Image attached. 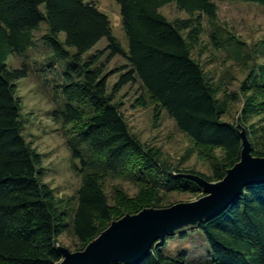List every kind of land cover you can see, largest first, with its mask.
Listing matches in <instances>:
<instances>
[{"label": "trees", "instance_id": "1", "mask_svg": "<svg viewBox=\"0 0 264 264\" xmlns=\"http://www.w3.org/2000/svg\"><path fill=\"white\" fill-rule=\"evenodd\" d=\"M113 1L121 8L127 51L95 0H0V264H58L62 260L58 239L63 234L73 235L79 243L77 250H82L112 220L161 206L159 191L203 193L191 176L211 182L223 179L227 169L240 160L239 127L245 129L252 155L264 157L263 72L253 69L248 74L242 84L245 101L238 123L231 124L222 120L228 103L218 97L221 89L191 56L202 33L201 16L216 18L214 1ZM238 1L264 6V0ZM171 2L197 16L169 21L159 9ZM41 24L47 26L43 43L55 57L68 60L60 84L65 101L54 116L68 127V146L83 176L72 208L60 206L43 181L42 155L22 135L16 91L29 68L26 64L12 68L7 63L11 55H22L34 45V32ZM102 39L107 40L109 57L122 55L129 64L112 88L99 63L102 52L85 56ZM135 82L201 150H221L222 161L211 176L174 169L130 131L115 95ZM258 116L260 123L252 122ZM107 176L148 188H142L136 198L118 196L121 209L110 204L102 189ZM184 227L202 232L209 246L206 261L168 252L167 242L179 228L136 262L116 264H264V182L246 186L224 210ZM179 234L187 235L185 231Z\"/></svg>", "mask_w": 264, "mask_h": 264}, {"label": "rangeland", "instance_id": "2", "mask_svg": "<svg viewBox=\"0 0 264 264\" xmlns=\"http://www.w3.org/2000/svg\"><path fill=\"white\" fill-rule=\"evenodd\" d=\"M213 1L217 7L216 18L210 20L205 15L201 16L202 33L197 45L191 49V56L200 64L212 83L221 89L218 97L228 103L227 113L222 120L237 124L245 101L242 84L253 69L255 73L264 74V6L238 0ZM95 3L108 15L113 34L127 51L128 43L120 6L113 0H95ZM159 12L169 21L197 16L189 15L172 2L162 6ZM186 32L183 30L181 33L185 36ZM46 33L47 26L41 24L40 29L34 32V45L22 55H11L7 63L12 68H20L24 64L29 68L28 76L17 82L16 91L21 101L22 135L42 155V166L45 168L43 181L52 188L60 206L72 208L76 204L83 176L77 171L80 162L73 159L68 146V127L54 116V110L63 106L65 101L60 92V84L61 74L68 60L55 57L52 50L43 43L42 38ZM63 39L64 34L61 33L60 40ZM106 45L107 40L102 39L85 56L96 53V50L102 52L99 63L108 74L109 88H112L119 76L129 70V64L122 55L109 57ZM68 50L73 52L72 49ZM115 99L130 131L146 147L155 150L161 161L174 169L193 170L211 176L216 164L222 161L220 149L201 150L180 131L165 109L150 100L139 82L123 86L116 93ZM260 119L261 116L255 117L252 122L259 124ZM238 129L245 131L243 127ZM101 186L110 204L121 209L123 202L118 196L136 198L141 189L146 187L113 176L104 178ZM159 196L162 198L159 204L161 206L149 208L163 209L177 203L196 201L204 193L196 195L159 191ZM127 214L130 213L115 220ZM180 231H185L187 235H180ZM180 231L167 242L168 252L173 256L183 253L187 260L206 261L209 246L202 232L186 227ZM58 243L71 252L80 251L77 250L78 240L73 235H61Z\"/></svg>", "mask_w": 264, "mask_h": 264}, {"label": "water", "instance_id": "3", "mask_svg": "<svg viewBox=\"0 0 264 264\" xmlns=\"http://www.w3.org/2000/svg\"><path fill=\"white\" fill-rule=\"evenodd\" d=\"M240 160L227 169L223 179L211 182L191 176L203 188L204 196L196 201L177 203L163 209L146 208L112 221L107 229L90 241L83 250L71 252L59 247L62 260L58 264L133 263L152 247L163 244L167 233L202 222L242 195L244 188L264 182V157L253 156L245 131Z\"/></svg>", "mask_w": 264, "mask_h": 264}]
</instances>
